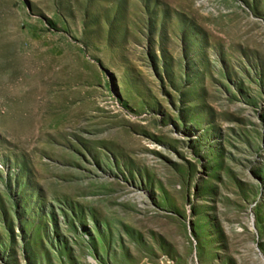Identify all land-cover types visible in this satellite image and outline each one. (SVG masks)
I'll return each mask as SVG.
<instances>
[{
	"label": "rangeland",
	"instance_id": "rangeland-1",
	"mask_svg": "<svg viewBox=\"0 0 264 264\" xmlns=\"http://www.w3.org/2000/svg\"><path fill=\"white\" fill-rule=\"evenodd\" d=\"M0 264H264V0H0Z\"/></svg>",
	"mask_w": 264,
	"mask_h": 264
}]
</instances>
